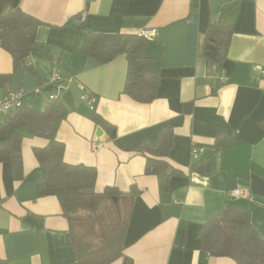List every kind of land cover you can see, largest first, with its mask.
<instances>
[{"label":"crops","instance_id":"0c3cea01","mask_svg":"<svg viewBox=\"0 0 264 264\" xmlns=\"http://www.w3.org/2000/svg\"><path fill=\"white\" fill-rule=\"evenodd\" d=\"M12 7L40 25L36 50L23 62L15 66L0 48V98L22 92L23 107L43 111L48 99L71 92L73 109L62 100L70 112L55 139L64 163L95 169L96 194L107 187L121 194L112 202L126 217L123 257L131 264H236L210 256L200 243L203 226L232 204L247 209L264 240V78L257 70L264 66V0L228 1L216 20L210 0H13ZM219 20L221 32L208 38ZM140 30L155 31L144 54L159 66L148 103L124 93L125 54L101 64L82 53L87 34ZM54 73L72 82L53 87ZM84 94L94 99L92 109ZM93 112L109 131L89 118ZM20 133L22 178L0 162V264H80L79 219L39 193L44 171L34 151L48 140ZM163 140L169 148L162 156L141 151ZM6 143L0 136V146ZM195 147L201 153L193 160ZM147 159L159 163L157 175L145 174ZM233 189L249 198L230 200Z\"/></svg>","mask_w":264,"mask_h":264},{"label":"trees","instance_id":"16d2710c","mask_svg":"<svg viewBox=\"0 0 264 264\" xmlns=\"http://www.w3.org/2000/svg\"><path fill=\"white\" fill-rule=\"evenodd\" d=\"M13 0H0V48L9 53L14 65L23 62L36 50L35 34L40 23L18 8L12 7ZM222 22L212 25L208 38L221 32ZM146 39L138 35H98L87 34L82 53L104 64L114 57L125 54L128 62L124 93L140 103H148L156 97L159 81V66L145 57ZM68 78V77H67ZM69 109L59 98L48 99L43 111L29 107L15 110L0 124V136L7 143L0 146V162L11 165L13 177L22 178L20 144L22 129H28L31 136L48 140V145L34 154L43 168L44 175L38 181L41 197H55L63 215L72 218L87 213L97 215L104 207L109 218L115 219V227L102 228L98 219L97 238L88 230L84 233L77 228L78 241L75 242V255L80 264H109L123 258V264H131L123 257V238L126 217L112 202L121 194L113 187H107L102 194L94 192L96 171L84 165H68L63 162L64 146L55 139L60 123L69 114ZM89 118L104 130L106 123L94 112ZM169 148L166 141L145 146L142 152L162 156ZM159 163L146 160L145 174H158ZM201 250L213 257H226L236 264H264V240L259 237L250 223L247 209L232 204L220 215L207 222L200 232Z\"/></svg>","mask_w":264,"mask_h":264},{"label":"built area","instance_id":"2783aa9c","mask_svg":"<svg viewBox=\"0 0 264 264\" xmlns=\"http://www.w3.org/2000/svg\"><path fill=\"white\" fill-rule=\"evenodd\" d=\"M155 34L154 30H140L138 36L140 37H151ZM257 70L260 71L264 78V66L257 67ZM72 82L71 77L62 78L58 74L54 73L50 77L49 84L53 87L59 88L61 84H70ZM23 98L24 95L22 92H13L8 93L4 97L0 98V118L3 115H6L8 112L12 110H17L23 107ZM55 97H51L50 99H54ZM81 99L87 102V105L92 109L94 99L90 97V95L84 94ZM98 146L97 143H93L92 147L96 148ZM201 151L196 147L191 150V156L193 160L199 158ZM227 197L230 200H238V199H248V195L245 191L233 189L227 193Z\"/></svg>","mask_w":264,"mask_h":264},{"label":"rangeland","instance_id":"374dc122","mask_svg":"<svg viewBox=\"0 0 264 264\" xmlns=\"http://www.w3.org/2000/svg\"><path fill=\"white\" fill-rule=\"evenodd\" d=\"M77 218L79 219L78 225L82 233L85 232V230L90 231L88 234L92 235L93 238H97V227L95 225L94 219H98L99 224H101L102 228H109L110 225H113V228L115 227V219L109 218L108 213L104 210V207L98 211L97 215L95 217L93 215L84 213L81 215H78ZM86 233V232H85ZM80 238V237H79Z\"/></svg>","mask_w":264,"mask_h":264},{"label":"water","instance_id":"95a60500","mask_svg":"<svg viewBox=\"0 0 264 264\" xmlns=\"http://www.w3.org/2000/svg\"><path fill=\"white\" fill-rule=\"evenodd\" d=\"M231 1V0H210L211 3V18L213 20H216L217 17V12L218 9L226 2ZM62 100L64 101V103L69 106V107H73V101H72V96H71V92L70 91H66L63 93L62 95ZM73 109V108H72ZM102 135V131L98 128L96 130V142L99 143V139ZM261 188H263L262 186L258 185L257 183H255L254 181L251 182V189L253 192H258L261 193ZM263 192V190H262ZM116 198H113V201L116 202Z\"/></svg>","mask_w":264,"mask_h":264}]
</instances>
